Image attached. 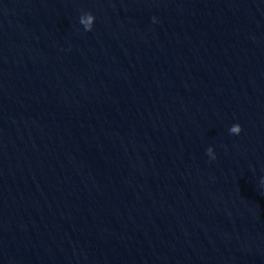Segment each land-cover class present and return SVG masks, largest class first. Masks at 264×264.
I'll list each match as a JSON object with an SVG mask.
<instances>
[{
  "label": "clouds",
  "instance_id": "1",
  "mask_svg": "<svg viewBox=\"0 0 264 264\" xmlns=\"http://www.w3.org/2000/svg\"><path fill=\"white\" fill-rule=\"evenodd\" d=\"M95 19V16L91 12H84L79 18V23L83 26L84 31L90 32L93 30ZM153 22H155V17H153ZM242 130V126L239 123H235L229 128V133L239 135ZM206 154L210 159L216 158V154L212 147L207 148Z\"/></svg>",
  "mask_w": 264,
  "mask_h": 264
}]
</instances>
